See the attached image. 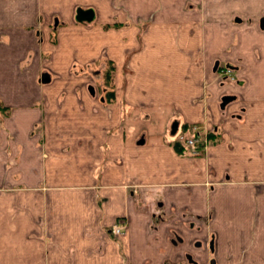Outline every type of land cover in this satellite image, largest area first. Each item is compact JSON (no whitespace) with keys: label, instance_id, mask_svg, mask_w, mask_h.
<instances>
[{"label":"crops","instance_id":"obj_1","mask_svg":"<svg viewBox=\"0 0 264 264\" xmlns=\"http://www.w3.org/2000/svg\"><path fill=\"white\" fill-rule=\"evenodd\" d=\"M261 15L264 0H0V264H264ZM102 54L99 94L78 66ZM193 124L208 141L192 154L177 135Z\"/></svg>","mask_w":264,"mask_h":264},{"label":"rangeland","instance_id":"obj_2","mask_svg":"<svg viewBox=\"0 0 264 264\" xmlns=\"http://www.w3.org/2000/svg\"><path fill=\"white\" fill-rule=\"evenodd\" d=\"M245 10L248 9L250 11V8H244ZM118 23H116L115 25H117ZM121 25V24H119ZM102 58H100V60H98L97 63H94L93 66L92 65H85L84 67L78 66L79 69H82V74H87L90 77H93L96 79L95 82H97L98 86H95L94 89H96L95 91H99V94H103L104 90H106V88H110V80L112 78V60H108L107 58H105V54L101 55ZM91 66V67H90ZM95 70L98 71V75H95ZM78 71V70H77ZM235 81V80H234ZM109 91V90H108ZM105 93H108L107 91ZM201 126V124H199ZM202 127V126H201ZM204 127V126H203ZM125 229V228H124ZM123 229V231H124Z\"/></svg>","mask_w":264,"mask_h":264},{"label":"built area","instance_id":"obj_3","mask_svg":"<svg viewBox=\"0 0 264 264\" xmlns=\"http://www.w3.org/2000/svg\"><path fill=\"white\" fill-rule=\"evenodd\" d=\"M193 129H199L198 126L194 127ZM178 140L187 146L190 152H197L206 142L207 137L206 133H201L200 130L197 133L192 134L190 136H186L184 134L178 135ZM125 228V221L123 219H119L116 223L111 226V231L114 234L121 233Z\"/></svg>","mask_w":264,"mask_h":264},{"label":"water","instance_id":"obj_4","mask_svg":"<svg viewBox=\"0 0 264 264\" xmlns=\"http://www.w3.org/2000/svg\"><path fill=\"white\" fill-rule=\"evenodd\" d=\"M94 18V11L92 8H77L76 9V15L75 19L77 21H91ZM49 75L48 73H43L42 74V81L47 82L49 80ZM232 97L231 96H223L222 97V105H224L228 100H230Z\"/></svg>","mask_w":264,"mask_h":264},{"label":"flooded vegetation","instance_id":"obj_5","mask_svg":"<svg viewBox=\"0 0 264 264\" xmlns=\"http://www.w3.org/2000/svg\"><path fill=\"white\" fill-rule=\"evenodd\" d=\"M260 18H261V20L263 19L264 20V16H260ZM218 64V65H217ZM216 65V67H217V70L219 71V65L220 66H222V67H225V69H227V70H230V71H232L233 69H234V65L232 64V63H228V62H222V63H217ZM228 96H231V95H228ZM232 97V96H231ZM213 247H212V242H210V249H212ZM216 264V263H215Z\"/></svg>","mask_w":264,"mask_h":264}]
</instances>
